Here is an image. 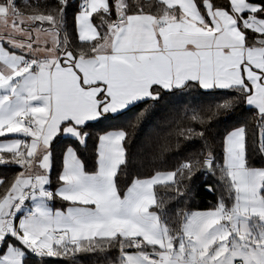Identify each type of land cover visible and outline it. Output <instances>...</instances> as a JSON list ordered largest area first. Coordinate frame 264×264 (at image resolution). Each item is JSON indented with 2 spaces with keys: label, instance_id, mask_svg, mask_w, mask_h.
Returning a JSON list of instances; mask_svg holds the SVG:
<instances>
[{
  "label": "snow or ice",
  "instance_id": "1",
  "mask_svg": "<svg viewBox=\"0 0 264 264\" xmlns=\"http://www.w3.org/2000/svg\"><path fill=\"white\" fill-rule=\"evenodd\" d=\"M203 6L81 0L74 44L64 29L69 0H0V164L21 169L0 177V264H28L29 254L70 264H99L98 256L105 264H264V167L250 166L248 151L250 124L251 158L264 157V0ZM217 89L228 94L211 104L184 95ZM243 104L255 113L226 131L221 162L209 125ZM129 114L121 127L96 130ZM155 121L159 131L145 140L153 163L186 154L122 190L115 178L129 163L127 146ZM90 135L97 167L88 172L73 144ZM194 140L202 146L187 150ZM53 141L65 152L55 192L45 187ZM205 169L228 178L231 205L188 207ZM157 186L173 196L161 198ZM29 199L36 206L17 221ZM56 199L66 206L47 204Z\"/></svg>",
  "mask_w": 264,
  "mask_h": 264
},
{
  "label": "trees",
  "instance_id": "2",
  "mask_svg": "<svg viewBox=\"0 0 264 264\" xmlns=\"http://www.w3.org/2000/svg\"><path fill=\"white\" fill-rule=\"evenodd\" d=\"M69 0V7L65 9V23L64 29L69 33L72 37V41L74 44H77L78 37L76 36V13L80 10V1L81 0H74L70 2ZM18 3L23 4L24 0H17ZM32 2V0H30ZM42 3H52L53 0H41ZM142 2L146 6L154 5L157 0H142ZM198 6L201 8V11H205L203 6V0H197ZM213 3L217 6H227V0H213ZM95 22V18H94ZM228 94V90H209L205 92L201 90L199 94L197 93H185V97L187 98L189 95L192 96V102L195 105L200 104H211L223 99L225 95ZM255 113V108L243 104L240 106L236 111H234L230 116L221 118L219 120L213 121L209 125V131L207 135H209L214 142H217L215 148V154L217 155L218 160L221 162L223 161V151L221 147V142L223 136L225 135L226 131L231 130L233 127H238L241 123H246L253 114ZM133 114H129L127 117L123 118L122 120L116 121H107L102 124L96 125L97 131H103L109 128H116L123 126L124 123L128 119L132 118ZM159 121H155L152 124H148L145 126L144 130L141 134L137 137L136 140L128 147V155H129V163L127 166L121 165L120 170L116 176V183L117 186L124 190L127 186L131 183L133 176H139L141 178L151 175V170L153 167H168L171 168L176 160L183 157L186 153H176L172 156H169L167 161L164 162L163 165L154 164L152 160L153 149L150 148L147 143L146 139L153 134L154 131H159L156 128V124ZM145 138V139H144ZM249 144H248V151L250 156V166L253 167H264V157L256 156L254 159V147L252 141L255 139V128H253L249 124ZM201 141L194 140L192 141L187 150H192L194 147H201ZM73 147L76 148V152L78 157L83 161L85 171L91 172L95 171L97 164H96V156H95V147H96V138L93 135H90L86 141V143L81 146L78 140L75 141ZM64 144L63 143H56L53 141L52 144V169L50 171V187L52 190H55L59 185V175L63 170L64 164ZM127 167V174H125V168ZM21 171L20 167L14 163L10 164H0V177H3L6 181L10 180L13 176L16 175L17 172ZM206 185H212L214 191H209ZM193 190L194 196L188 200V207L192 211L196 210H205L211 207H214L217 204L218 198H223L228 205H231L232 199L230 193L231 190V183L226 176L217 177L213 174V172H205L202 171L197 174L193 178ZM158 195L161 198L167 199L168 196H173L172 192H166L162 187L157 186ZM234 195V193H232ZM52 204L55 207L64 208L66 206L65 202L60 201L59 199L52 200ZM184 204V198L181 197L179 201H174L172 204L168 206L166 209V215L162 217L164 222L171 223L170 215L171 209H174L177 205ZM175 227V224H172ZM109 256H115V251L108 254ZM99 261V264H105L107 257L106 256H98L96 257ZM89 260L92 257L87 258ZM28 264H70L69 261L63 260H53L52 258H46L43 261H38L36 257L29 254L28 257Z\"/></svg>",
  "mask_w": 264,
  "mask_h": 264
},
{
  "label": "rangeland",
  "instance_id": "3",
  "mask_svg": "<svg viewBox=\"0 0 264 264\" xmlns=\"http://www.w3.org/2000/svg\"><path fill=\"white\" fill-rule=\"evenodd\" d=\"M48 190H50L49 189V184H47L46 186H45ZM51 202L52 201H48V205L51 207L52 206V204H51ZM41 203H44L43 201H41ZM36 206V204H35V202H34V200H32V203H28L27 202V200L25 201V204H24V206L22 207V209L19 211V212H17L16 213V216L18 217V216H25L24 214H27L29 211H31L32 209H34V207ZM18 243V242H17ZM3 249H0V255H3Z\"/></svg>",
  "mask_w": 264,
  "mask_h": 264
},
{
  "label": "crops",
  "instance_id": "4",
  "mask_svg": "<svg viewBox=\"0 0 264 264\" xmlns=\"http://www.w3.org/2000/svg\"><path fill=\"white\" fill-rule=\"evenodd\" d=\"M3 15H5V13H4V10L3 9H0V16H3ZM193 27H195V25H194V23H193ZM6 47H9V50L10 51H16L18 54H22L21 52H20V50H18V49H12L10 46H7L6 45ZM219 90V89H218ZM250 106V105H249ZM251 107H253V106H251ZM254 108V107H253ZM76 154H77V152H76ZM78 156V155H77ZM64 159H65V155H64ZM81 160V159H80ZM84 165V164H83ZM84 170H85V168H84ZM63 171V170H62ZM49 178H50V173H49ZM61 185H59L55 190H52L51 189V187H50V183H49V189L51 190V191H53V192H55L59 187H60ZM27 202L30 204V203H32V199H29V200H27ZM47 204H48V202H47ZM51 204H52V202H51ZM51 208H53L54 210L55 209H63V208H60V207H55V206H53V204H52V206H51ZM22 209V208H21ZM197 211V210H196ZM30 212V211H29ZM29 212L27 213V214H29ZM27 214H24V215H27ZM22 216H18L17 217V221L21 218Z\"/></svg>",
  "mask_w": 264,
  "mask_h": 264
},
{
  "label": "built area",
  "instance_id": "5",
  "mask_svg": "<svg viewBox=\"0 0 264 264\" xmlns=\"http://www.w3.org/2000/svg\"><path fill=\"white\" fill-rule=\"evenodd\" d=\"M74 0H71L70 2H73ZM80 5H81V1H80ZM32 255V254H31ZM34 256V255H33ZM35 257V256H34ZM37 258V257H36ZM38 259V258H37ZM46 259V258H43V260ZM42 260V261H43Z\"/></svg>",
  "mask_w": 264,
  "mask_h": 264
},
{
  "label": "water",
  "instance_id": "6",
  "mask_svg": "<svg viewBox=\"0 0 264 264\" xmlns=\"http://www.w3.org/2000/svg\"><path fill=\"white\" fill-rule=\"evenodd\" d=\"M204 171H205V172H211V171H209V170H207V169H205Z\"/></svg>",
  "mask_w": 264,
  "mask_h": 264
}]
</instances>
